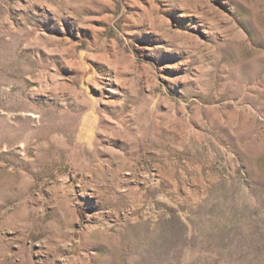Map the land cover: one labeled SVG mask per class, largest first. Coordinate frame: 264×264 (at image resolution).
I'll return each instance as SVG.
<instances>
[{"label": "rangeland", "instance_id": "rangeland-1", "mask_svg": "<svg viewBox=\"0 0 264 264\" xmlns=\"http://www.w3.org/2000/svg\"><path fill=\"white\" fill-rule=\"evenodd\" d=\"M0 264H264V0H0Z\"/></svg>", "mask_w": 264, "mask_h": 264}]
</instances>
